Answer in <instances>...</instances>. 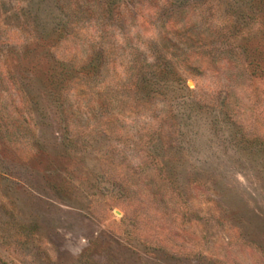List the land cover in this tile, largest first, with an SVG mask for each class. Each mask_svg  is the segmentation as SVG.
I'll return each instance as SVG.
<instances>
[{
  "label": "rangeland",
  "instance_id": "374dc122",
  "mask_svg": "<svg viewBox=\"0 0 264 264\" xmlns=\"http://www.w3.org/2000/svg\"><path fill=\"white\" fill-rule=\"evenodd\" d=\"M0 264H264V0H0Z\"/></svg>",
  "mask_w": 264,
  "mask_h": 264
}]
</instances>
